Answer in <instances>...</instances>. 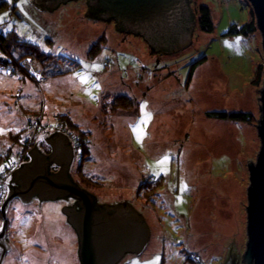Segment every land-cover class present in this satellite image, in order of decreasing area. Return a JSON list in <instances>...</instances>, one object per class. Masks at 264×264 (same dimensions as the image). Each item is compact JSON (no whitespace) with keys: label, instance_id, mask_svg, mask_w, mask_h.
<instances>
[{"label":"rangeland","instance_id":"obj_1","mask_svg":"<svg viewBox=\"0 0 264 264\" xmlns=\"http://www.w3.org/2000/svg\"><path fill=\"white\" fill-rule=\"evenodd\" d=\"M0 1L9 3L0 13L7 46L36 48L31 57L15 53L16 66L0 52V230L5 180L54 130L71 144L73 180L97 202L128 201L148 227L142 252L117 264H223L241 255L264 72L259 31L245 28L249 2L191 0L195 15L210 9L213 31L194 24L190 43L161 55L112 21L85 17L89 0L52 12L32 0ZM219 112L252 121L219 120ZM64 205L12 200L0 264H80Z\"/></svg>","mask_w":264,"mask_h":264},{"label":"water","instance_id":"obj_2","mask_svg":"<svg viewBox=\"0 0 264 264\" xmlns=\"http://www.w3.org/2000/svg\"><path fill=\"white\" fill-rule=\"evenodd\" d=\"M69 1L75 0H32L40 10L49 12ZM247 1L261 37L264 56V0ZM189 3L190 0H89L85 17L92 19L87 13L88 6L92 7L101 20H112L118 29L138 35L146 42L168 33L177 36L178 42L173 48L166 52L154 50L162 55L190 43L194 23L190 22L188 32L176 29L181 19L191 18ZM259 101L260 115L255 128L260 145L255 160L246 165V242L241 255L229 256L223 264H264V72ZM46 149L50 152L44 154ZM26 154L29 160L22 162L5 180L9 187L1 206L0 237L6 230L5 212L12 200L20 199L29 204L34 199L39 202L71 199L75 206L64 207L62 213L76 234L80 264H117L126 254L142 252L149 238L143 218L128 201L96 202L95 196L73 182L69 173L73 150L63 133L54 130L49 136L44 133ZM53 166L58 170L50 171ZM3 255L4 252L0 260Z\"/></svg>","mask_w":264,"mask_h":264},{"label":"trees","instance_id":"obj_3","mask_svg":"<svg viewBox=\"0 0 264 264\" xmlns=\"http://www.w3.org/2000/svg\"><path fill=\"white\" fill-rule=\"evenodd\" d=\"M13 1H15V0H13ZM190 4H191V0H190V3H189V7H190ZM8 6H9L8 2L0 1V13L3 12L4 10H8L9 9ZM87 13L90 15V17L92 19H95V20H98V21H102V22L112 21V20H106V21L101 20L99 18V14H97L96 9H94L92 7H89V6H88V12ZM190 22H193L196 25V27H197V29H198V31L200 33H211L213 31V29H214V24H213V21H212L211 11L205 5H200L199 6V8L197 10V15H195L192 12L191 13V18L189 20L186 19V18L181 19L178 22V24L176 26V29L179 30V32H181V33L188 32L189 29H190V27L188 26L190 24ZM245 28H246L247 32H250V31H252L255 28L254 17H252L251 22L249 24H247L245 26ZM115 29L118 32H123V30L118 29L116 27V25H115ZM243 32L245 33V31H243ZM123 33H125V32H123ZM127 34H131V33H127ZM169 34L170 33L166 34L163 37L150 39L148 41V44H149V47L151 48V50H155V51L161 50L163 52H166L169 49H171L174 46H176V42H178V37L174 36V35H171V34L169 35ZM8 35L9 34L3 35L0 32V52L2 54H5L10 59V61H8V62L11 65L12 64L15 65V63H16V58H15V55H14L15 53H18V54L20 53L19 54L20 58L31 57V56L34 55L33 52L36 51V48H33V47L28 46V48L24 47L23 49H19V48H15L14 45L13 46H7L8 44L12 45L11 43L8 42V39H7ZM131 35H133V34H131ZM134 36L140 37L138 35H134ZM17 49L19 50V52L17 51ZM3 62H4V60L2 58H0V65H3ZM13 70H14V68L13 69L11 68V70L9 69L8 71H13ZM261 72H263L262 67H260L258 72H257V77H258L257 80L259 82L261 80ZM51 75H54V74H51ZM213 116L215 118L219 119V120H231V121H241V122H250V121H252V117H250V115L245 114V113H241V112H233V113H229V114L223 113V112H219V113H214ZM64 124H66V123H64ZM77 146H78V149H76V150L79 151V156H80L79 158H81L80 159V163H81V162H83V159H82L83 158V154H84V152H88V149L86 148V145L84 144V142L80 146L79 145H77ZM6 161L9 162L8 159ZM9 165H10V163H8V165L5 166L4 168L9 167ZM72 180H73V178H72ZM73 182L78 185V183L76 181L73 180ZM10 184H11V179H10L9 185ZM83 189L85 190V188H83ZM146 190H147V192H149V189H146ZM7 191H8V188H7Z\"/></svg>","mask_w":264,"mask_h":264},{"label":"flooded vegetation","instance_id":"obj_4","mask_svg":"<svg viewBox=\"0 0 264 264\" xmlns=\"http://www.w3.org/2000/svg\"><path fill=\"white\" fill-rule=\"evenodd\" d=\"M45 146H46V145H45ZM45 148H49V147L46 146ZM47 152H48V153L50 152L49 149H46L45 152H44V154H47ZM57 170H58V168H57V167H54V166L50 168V171H57ZM8 187H9V186H8ZM95 200H96V199H95ZM96 202H97V201H96ZM62 203H63V205L65 204L63 207H66V206H67V207L70 208V207H74V206H75L74 201L71 200V199H69V200H67V201H66V200H63ZM96 205H97V206H100L98 203H96ZM0 232H1V230H0ZM5 233H6V231L4 232L3 236L0 237V249H1V253H2V252L5 253L6 250H7V247H8V244H7L6 241H5V239H6V238H5V236H6ZM74 233H75V232H74Z\"/></svg>","mask_w":264,"mask_h":264},{"label":"built area","instance_id":"obj_5","mask_svg":"<svg viewBox=\"0 0 264 264\" xmlns=\"http://www.w3.org/2000/svg\"><path fill=\"white\" fill-rule=\"evenodd\" d=\"M10 166V165H9ZM11 167V169H13V168H17L18 166H15V164H14V167L11 165L10 166ZM0 190H1V194H0V197H1V195L4 193V191H5V187H4V185H3V181H2V177H0Z\"/></svg>","mask_w":264,"mask_h":264},{"label":"snow or ice","instance_id":"obj_6","mask_svg":"<svg viewBox=\"0 0 264 264\" xmlns=\"http://www.w3.org/2000/svg\"><path fill=\"white\" fill-rule=\"evenodd\" d=\"M9 2H11V0H9ZM84 79L83 77H81V82H84ZM161 163H163V161H161Z\"/></svg>","mask_w":264,"mask_h":264}]
</instances>
